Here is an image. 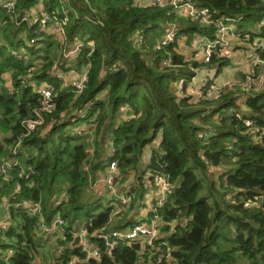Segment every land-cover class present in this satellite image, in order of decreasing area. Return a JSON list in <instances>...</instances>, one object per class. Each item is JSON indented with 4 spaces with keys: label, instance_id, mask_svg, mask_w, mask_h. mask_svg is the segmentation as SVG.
Wrapping results in <instances>:
<instances>
[{
    "label": "trees",
    "instance_id": "obj_1",
    "mask_svg": "<svg viewBox=\"0 0 264 264\" xmlns=\"http://www.w3.org/2000/svg\"><path fill=\"white\" fill-rule=\"evenodd\" d=\"M39 1L17 0L16 11L21 14ZM190 1L210 8L212 19L234 18L242 28L264 17V0ZM43 3L49 13L61 12L59 0ZM69 8V39L88 36L96 43L91 54L86 49L73 62L76 68L89 65L86 88L79 95L53 75L55 66L69 69L59 42L43 34L42 40L27 45L22 34L33 38L35 27L17 24L0 10V165L18 160L6 172L0 168V205L6 217L0 221V243L12 251L0 257V264H68L73 257L76 264H144L140 244L120 243L109 249L95 235L127 211L89 201L97 172L115 158L118 192L131 197V206L143 199L148 188L156 189L155 173L171 184L160 215L165 222L163 238L174 251L164 264H264V137L256 139L245 124L251 118L264 127V91L247 95L235 85L217 97H205L208 86L203 82L202 97L194 98L186 90L181 96L177 89L179 79L185 78L187 84L197 75L195 69L220 72L229 63L217 55L204 63L182 53L181 39L186 47L197 34L214 39L216 23L193 21L169 4L144 6L135 0H70ZM173 22L178 25L177 41L157 50L158 39ZM241 32L245 38L246 32ZM248 33L252 35L247 41L252 42L255 34ZM260 36L264 38V26ZM54 48L61 51L62 61L52 56ZM168 56L172 66L163 64ZM261 56L264 59V51ZM239 80L244 81L245 75ZM44 82L55 88V106L47 111L41 110L39 91ZM241 93L245 111L239 102ZM233 109L243 111L242 118L231 113ZM40 111L44 123L28 134L27 122ZM84 121L93 125L81 134H67ZM159 135L150 163L145 162L146 149ZM110 147L116 152L110 154ZM218 169L223 170L220 182L210 176ZM131 173H136V187H120ZM59 197L63 200L54 207ZM249 200L256 204L246 206ZM25 202L41 203L48 223L61 214L65 231L54 238L42 233L39 215L31 214ZM83 219L99 247L100 260L88 257L82 246L70 247L73 231ZM135 223L113 226L126 229ZM58 238L62 244L48 260L44 248Z\"/></svg>",
    "mask_w": 264,
    "mask_h": 264
},
{
    "label": "built area",
    "instance_id": "obj_2",
    "mask_svg": "<svg viewBox=\"0 0 264 264\" xmlns=\"http://www.w3.org/2000/svg\"><path fill=\"white\" fill-rule=\"evenodd\" d=\"M70 0H59L61 4V12L49 13L44 7L43 0H40L39 3L27 10H24L19 14L16 10L17 0H0V10H5L17 24L29 23L31 26L35 27L33 38H28L26 34H22L27 45H33L35 42L42 40L43 34L48 36L49 34H56L60 38V42L63 45H70V47L65 50V57L78 56L84 50H88L91 54L95 48L96 43L93 39L88 36H74L71 40L68 37L67 25L70 20ZM136 3L144 6H164L166 4L171 5L175 11L187 18H190L193 21H200L204 24H210L215 22L217 25V35L214 39L205 38L202 35H196L193 47L194 53L189 59L199 60L202 58V62L208 63L211 61L213 55L219 57H229L231 53L229 35H232L237 38H243L242 32L238 29V20L230 17H223L221 19L215 20L212 19V11L210 8L201 7L191 2L190 0H135ZM264 26V17L258 21L255 27L251 30L255 34L252 42L247 40L252 35L251 31L248 29L244 30L245 39L248 43L252 45V60L253 64L250 69H248L244 75L245 80H234L226 81L222 84H218L214 77L208 75L204 78L203 82L208 86L205 97H217L221 95L224 89L228 86L233 87L235 85H240L243 87L250 95L252 93H258L264 91V59H262L261 53L264 51V38L260 36L262 32V27ZM178 36V25L177 23H170L166 29L165 34L160 37L156 43L157 50H163L168 45L177 41ZM137 44L139 46L143 43L142 35L137 37ZM16 56L22 58L21 53H16ZM163 64L166 66H172V59L170 56L166 57L163 60ZM89 65H87L84 73H78L70 81L71 90L79 95L86 88L87 82V72ZM193 69V68H192ZM53 75L58 79H65V75L61 72L54 71ZM186 79L181 78L177 82V89L181 96L186 90ZM39 91L43 96L42 111L51 110L55 106L54 101V85L51 82H44L39 86ZM252 92V93H251ZM187 93V91H186ZM202 92H199L200 97H202ZM92 103L87 104L86 109L91 107ZM247 108V107H246ZM243 110V109H242ZM238 118H242L243 111L232 110V112ZM44 123V117L40 112L37 113L35 119H31L27 122V131L30 134L36 127ZM247 130L253 134L256 139L259 140L262 136L264 137V127H258L256 121L251 118L245 119ZM93 123L89 124L91 127ZM85 131L84 128H75L70 130L67 134L73 132L76 134H81ZM116 152L115 147H111V154ZM14 153L17 154L18 150L15 148ZM151 155L148 157V163H150ZM18 160L4 161L0 168L3 172H6L12 165H17ZM120 177V172L118 169V159H113L106 168L105 173V182L109 188L110 195L112 198H115L119 202V210L129 209L131 207V197L126 196V194L119 193L116 188L117 180ZM153 183L156 185L155 194L153 196L148 195L150 217L146 220H141L136 222L133 226L126 229H112L107 230V227L101 228L99 231L95 232V235L99 238H102L105 244L109 249H113L118 246L120 243H126L129 245L140 244L142 247L141 255L142 260L146 261L149 264H164L165 261H170L173 254V247L161 236L162 224L165 225V222L161 218L160 209L164 206L167 199V195L170 191L171 184L168 179L160 173H155L153 176ZM63 200V197H59L54 201V207H58ZM256 204V202L249 200L246 202V206ZM24 206L31 214H38L40 217L39 228L40 231L51 237L59 234V231L66 225L65 219L61 214H56L52 220L48 223L42 213V205L39 202H25ZM121 206V207H120ZM8 208V205L6 206ZM118 211H115L117 213ZM4 228L9 227L6 223L3 225ZM74 237L80 235L81 242L79 246H82V249L88 257L100 260L101 253L99 247L95 241L90 239L87 228L82 226H77L73 231ZM148 259H146V256ZM68 264H76V261L72 260Z\"/></svg>",
    "mask_w": 264,
    "mask_h": 264
},
{
    "label": "crops",
    "instance_id": "obj_3",
    "mask_svg": "<svg viewBox=\"0 0 264 264\" xmlns=\"http://www.w3.org/2000/svg\"><path fill=\"white\" fill-rule=\"evenodd\" d=\"M165 1H170V0H165ZM237 25L243 26L242 23H240V22H238ZM254 27H255V25H254ZM238 29L240 30V27ZM246 29L252 30L253 27L243 28L240 31H243V30H246ZM197 35H199V34H197ZM48 36L49 37H52L53 39H56L59 42V44L61 45V50L63 51V54L65 53L66 48L70 47V45H63L60 42V38L56 34H49ZM195 37H196V35L191 40L190 46H187L186 47V48H189V50H191V52L186 53L184 49L182 50L183 47H180V49L183 51L182 53H184L186 55V58L187 59H189L191 57V55L194 53L193 43H194ZM205 38H207V37H205ZM235 38H237V37H234L232 35H229L230 46L236 42V39ZM181 44L182 43L180 42V46H181ZM234 45H235V48L237 46H239L237 42ZM232 55H233V51H232V53H230V56L229 57H226V58H228L230 60V57ZM76 57L77 56L65 57V55H64L65 60L63 62H66L65 63V67L69 68L66 71H64L59 66H55L54 71L61 72V73H63L65 75L64 86H69L70 85V81L72 80L73 77H75L78 73H84L85 70H86V67H87L88 64L83 65L81 68H76L73 65V62L76 60ZM197 61L202 62V58H200ZM63 62H61V63H63ZM252 64H253V60L250 57V60L248 61V64L246 65V67L243 69V71H240V76L242 74H244L248 69H250L252 67ZM203 68H205L207 70V72L205 74L200 75V71ZM203 68L195 69L197 71V75L195 77H193V79L191 81H189L187 83V85H186L187 94L193 95L194 98L195 97H200L199 92L202 91L203 80L208 75L213 76L214 79H215V81L218 84H222V83H224L226 81L239 80V77H240V76L237 77V78H229V77H226L225 80H221L219 78V72H218L217 69H215V68H206V67H203ZM212 70L215 71L216 73L215 74L212 73ZM6 78H7V84L11 86V75L10 74H7L6 75ZM239 102L241 103L242 109L245 111L247 108H246L245 98H244V94L243 93H241V95H240ZM126 115H127V112L124 113V116H126ZM89 124H91V123L88 122V121H84L82 124L77 125L76 128H84L85 130H87V129H89ZM160 141H161V136L159 135V137L157 139H155V141L146 149V152H145V162L148 159V157L151 155L152 148L155 147V146L158 147ZM109 150L110 149L107 150L108 153H109ZM110 154H111V151H110ZM106 168H105L104 171L101 170V171H98L97 172V175H96L95 179L92 182V187H91L90 191L88 192L89 193V197H90V200L89 201L90 202H94V200H97V202L100 203L102 206L110 204L111 207L113 206L112 208L117 209L119 207V205H120L119 202L114 201L115 199H113V198L111 199L110 197H108V195H110V191L108 192L109 188H108V186H107V184L105 182ZM136 179H137L136 178V173H131V174H129L127 176V179L126 180H124L123 182H121L120 187L122 185H127V186H129L131 188H135L136 187L135 186L136 185V181H135ZM98 187H99L100 190H98V192H97L96 190L98 189ZM95 193L97 194V197L96 198L93 197V195ZM154 194H155V189H153L151 187H150V189L148 188L146 190V193H145L143 199L139 200V202H137L134 206H131L129 209H127V211L123 212V214H121L122 217L120 216L121 219L117 220V222L114 223V226L117 225L118 223H120L119 225H125V224L130 223V222H132V224H133L135 222L148 219L150 217V210H149L150 200L148 199V195L150 197V196H153ZM92 198L94 200H92ZM102 199L106 200L107 202L104 203V201ZM108 200H111V202H108ZM1 210H3V208L0 205V211ZM5 218L6 217H5L4 213H1L0 214V221H4ZM84 223H85V220L83 219V220L80 221L79 226L84 225ZM176 224H177V222H175L173 224V226H175ZM111 225L112 224H110L107 227V230H112V229L116 228V227H112V229H110V226ZM163 226H164V224H162V230H161L162 233H161V236L162 237H165L166 234H165V232L163 230ZM63 231H65V226L59 231V234L61 235ZM52 238H54V237H52ZM11 253H12V251L11 250L10 251L8 250V252L5 253L4 256H9ZM1 255H3V254L1 253ZM72 260H74V261L77 262L78 259H77V257H73ZM142 262L145 264L146 261L144 262V260H142Z\"/></svg>",
    "mask_w": 264,
    "mask_h": 264
},
{
    "label": "rangeland",
    "instance_id": "obj_4",
    "mask_svg": "<svg viewBox=\"0 0 264 264\" xmlns=\"http://www.w3.org/2000/svg\"><path fill=\"white\" fill-rule=\"evenodd\" d=\"M240 30H242L243 26H240ZM254 28V26H252ZM242 28V29H241ZM236 39V42L238 43L239 46H237L235 48V43L232 44L230 46V49H231V53L233 51V55L230 57V60H229V63L223 68V70H221L219 72V78L221 80H225L226 77H229V78H237L240 76V71H243V69L246 67V65L248 64V61L250 60V57L252 56V45L250 43H248L245 39L243 38H235ZM180 42L182 43L181 46L184 47V50L186 53L188 52H191V50H189V48H186L184 42H183V39L180 40ZM61 51L57 48H54L53 49V52H52V56L54 55V57L56 58V60H59V61H62V55H61ZM56 55V56H55ZM61 63V62H60ZM207 72V70L205 68H203L201 71H200V75L202 74H205ZM212 73H216L215 71L212 70ZM67 87V86H66ZM69 116V114L67 115ZM91 142L89 143V148H90V152H91V156H93L94 152H93V138L90 140ZM103 155V154H102ZM217 170V169H216ZM212 173H210V176H213L215 179H217V181L220 182V174L223 172V170H220L218 169V172L214 171V170H211ZM117 189H119V186L116 184L115 185ZM99 187L98 189L96 190L98 192ZM109 192V190H108ZM110 196V195H109ZM94 198L97 197V194L95 193L93 195ZM112 197V196H110ZM92 200H94L92 198ZM104 201V203H106L107 201L102 199ZM100 208H102V206L96 208L95 210H99ZM3 213V210L0 211V214ZM122 217V216H121ZM121 217L119 216H116L114 218V221H113V224L110 226V229H112V227H114V223L117 222V220L121 219ZM7 240V239H5ZM8 241V240H7ZM62 242H61V239L58 238V239H54V241H51V242H48L47 246L44 248V252H46V256L48 258V260H52L53 259V255L58 251V249L60 248ZM1 243H0V256H4L5 253L8 252V248H3L1 247ZM10 251V249H9ZM1 253L3 255H1Z\"/></svg>",
    "mask_w": 264,
    "mask_h": 264
},
{
    "label": "water",
    "instance_id": "obj_5",
    "mask_svg": "<svg viewBox=\"0 0 264 264\" xmlns=\"http://www.w3.org/2000/svg\"><path fill=\"white\" fill-rule=\"evenodd\" d=\"M80 242H81V237L80 235H77L74 237L73 241L71 242L70 247L71 248L77 247L80 244Z\"/></svg>",
    "mask_w": 264,
    "mask_h": 264
},
{
    "label": "bare ground",
    "instance_id": "obj_6",
    "mask_svg": "<svg viewBox=\"0 0 264 264\" xmlns=\"http://www.w3.org/2000/svg\"><path fill=\"white\" fill-rule=\"evenodd\" d=\"M114 158V157H113Z\"/></svg>",
    "mask_w": 264,
    "mask_h": 264
}]
</instances>
